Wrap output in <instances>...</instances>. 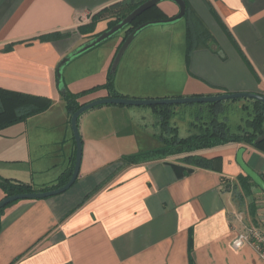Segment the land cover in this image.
I'll use <instances>...</instances> for the list:
<instances>
[{
	"label": "crops",
	"instance_id": "1",
	"mask_svg": "<svg viewBox=\"0 0 264 264\" xmlns=\"http://www.w3.org/2000/svg\"><path fill=\"white\" fill-rule=\"evenodd\" d=\"M122 1L0 0V89L46 98L50 104L63 101L55 68L62 57L88 40L89 35H80L77 27ZM184 2L193 29L187 59L185 21L176 42L181 47L178 63L184 81L156 98L264 96V0ZM171 7L173 16L178 8ZM160 9L168 18L169 11ZM111 19L97 21L93 34L106 30ZM56 32L68 35L56 41L37 39ZM116 47L104 60L105 72ZM106 97L107 92L88 100ZM242 101L227 106V112L237 111V116H228L232 131L243 126L250 109ZM63 104V119L50 122L45 110L0 131V177L36 188L55 184L69 165L73 147ZM113 107H97L80 117L82 159L77 180L68 191L46 199L20 200L4 210L0 264H264L251 244L233 245L246 228L264 232V193L252 185L239 163L264 181V152L237 143L196 153L208 161L207 168L170 157L117 170L122 155L109 159L113 154L104 135L98 134L97 122ZM187 109L179 105L172 109L169 125L179 138L197 135L204 128L206 108L205 113L199 108L193 118L194 108ZM238 110L245 111V117ZM144 111L154 116L150 123L159 132L154 110ZM187 112L190 118L184 125ZM58 128L59 140L54 135ZM154 138L156 134L151 146H164L154 143Z\"/></svg>",
	"mask_w": 264,
	"mask_h": 264
},
{
	"label": "rangeland",
	"instance_id": "2",
	"mask_svg": "<svg viewBox=\"0 0 264 264\" xmlns=\"http://www.w3.org/2000/svg\"><path fill=\"white\" fill-rule=\"evenodd\" d=\"M172 5L175 6L169 1H163L159 4L160 8L164 9L166 12L169 11L167 13L169 16L168 18L172 17L171 10H174V7H171ZM122 11L123 10L120 8H113L109 10L104 17L112 18L111 20L114 21L120 14L125 13L127 10ZM183 25L184 19L173 24L150 26L141 31L125 50L115 72L111 73L113 74L112 87L114 91L127 98L135 97L136 99H146L145 97H148L151 99L152 97L156 98L171 91L173 92V90L179 88L177 85L184 81V77L180 74L179 69L181 67L180 63H178L179 60H181V47L180 44H176V42L182 37ZM121 37H123V31L68 63L63 70V80L65 86H68V88H66L70 92L73 91V93H76L78 91L81 92L96 86L104 85L107 75L110 73V70L109 72H105L103 67L104 60L106 56L114 50L116 42L118 40L120 41ZM117 47L111 58L110 68L116 55L115 52H117ZM107 91L108 90L102 87L97 88L89 91L79 100L86 104L89 101L88 99L104 95ZM205 105L206 104H191L179 106L188 109L194 108L192 110L193 118L200 110L199 108H203V113H205ZM63 108V101H51L49 108L46 110L48 121L51 122V120L57 121L63 119ZM148 108L149 107L116 106L111 109L110 114L98 116V120H101L97 121L100 123L98 128L100 133L98 134L104 135V140L110 145L111 154H113L109 159L119 153V155H129L145 152L149 150L148 147H152L150 149H156L151 146V139L152 135L156 134L158 136L157 133L159 132L157 129L158 127L150 123L154 120V116L144 111L148 110ZM238 111L239 113L243 112L242 117H245V111ZM142 113H146L147 115L142 118ZM228 116H237V111L230 109L229 112H227L226 110L221 118L224 117L225 121L228 123ZM189 118V113H185L183 116L184 125H187L186 121L189 120ZM205 120L206 117L203 121ZM68 125L67 137L71 136L72 133L70 132V124ZM139 125L140 127L138 128ZM230 125L234 127V125ZM130 132L134 135L132 138H128V136L125 135ZM54 135L56 137L55 139H61V129L58 128V133H54ZM153 142L159 144L160 141L154 138Z\"/></svg>",
	"mask_w": 264,
	"mask_h": 264
},
{
	"label": "trees",
	"instance_id": "3",
	"mask_svg": "<svg viewBox=\"0 0 264 264\" xmlns=\"http://www.w3.org/2000/svg\"><path fill=\"white\" fill-rule=\"evenodd\" d=\"M145 1L147 0H124L122 2L115 3L92 15V17L90 18V22L88 24L78 26L76 31L80 35H89L87 36L86 39L93 38L96 35L100 34V33L93 34L96 22L99 21L101 18H103L104 15L107 12H109V10H112L113 8H120L123 11L126 10L127 11L123 14H120L114 21H111L108 24L107 29L115 25L127 13H129L131 10H133L135 7H137L138 5H140ZM189 13L190 12L186 5V11L183 17L185 21V42H186L185 58L186 59L189 56V53L191 52L193 46V43L191 42L192 41L191 34L193 29L192 27L191 28L189 27V24L191 23V19H189ZM165 18H167V16L160 9V7L155 6L147 10L139 17H137L129 26H127L123 30V37H121L117 50L120 47V45L123 43L125 38L140 24L151 20L165 19ZM67 35L68 34H62L56 32V33L40 36L37 39L40 41H56L61 38H65ZM112 75L113 74L108 73L106 78V83L102 86H96V87L97 88L102 87L103 89L108 90L107 92L109 97H124L114 91V88L112 87V81H113ZM96 87L76 93L70 92L65 87L63 92H59L65 103V110L68 115V119H70L71 115L78 108H80L82 105L85 104V102L84 103H82V101L80 102L79 99H81V97H83L89 91L97 89ZM240 100H243L245 103H247L250 109L246 114L247 117L244 120L243 126H238L237 130L233 132L230 130V127L225 121V118L224 117L221 118V117L225 113L227 106L229 104ZM49 106H50V100L46 98L34 97V96L24 95V94L0 89V131L11 125L22 122L23 120H26L29 117L44 112L49 108ZM204 107L206 108V120L202 124L204 126L203 131L197 135L188 136L186 138H179L177 136L176 129L172 128L169 125V120L172 116V109L174 108V106L160 105V106L151 107L156 113L158 120L159 134L157 136V139L160 142H163L164 146L136 154L122 155L118 161L120 165L117 168V170H120L125 166H129L133 164H139L146 161H152V160L164 159L170 157H180V160L184 163L195 165L197 167L207 168L208 161L198 156L196 153L214 147L225 146L229 144H237V143H243L264 152V140L259 143H255V140L259 136L264 135V104L255 100L239 99V100H228L218 103H209L206 104ZM79 119L77 120L78 126H79ZM164 136H168L169 138H165ZM72 146H73L72 154L70 157L69 165L58 176L55 184H52L50 186H45L42 188H36L30 183H25L19 180L0 177V190L3 193L2 198L14 194H25V193L53 190L65 185L71 176L74 166L75 143L73 139H72ZM246 180H250V179L246 176ZM252 185L257 187L255 183H252ZM101 186L102 184L97 186L92 192L88 193L85 196V199L89 198L92 194H94L98 189L101 188ZM244 187L245 190L249 188V186L247 185ZM17 202L18 201L12 202L6 205L5 207H3L2 209H0V221L4 213V210Z\"/></svg>",
	"mask_w": 264,
	"mask_h": 264
},
{
	"label": "water",
	"instance_id": "4",
	"mask_svg": "<svg viewBox=\"0 0 264 264\" xmlns=\"http://www.w3.org/2000/svg\"><path fill=\"white\" fill-rule=\"evenodd\" d=\"M163 1H169L176 5L178 8L177 13L170 17L160 20H151L140 24L136 27L123 41L120 45L119 49L116 52V55L112 61L110 73L115 72L117 65L120 62L121 57L123 56L125 50L128 48L130 43L134 40V38L144 29L154 26V25H165V24H173L183 19L186 11V6L184 0H147L129 13H127L121 20H119L115 25L110 27L109 29L104 30L99 35H96L93 38L88 39L69 53H67L61 60L57 63L55 68V83L58 92H63L65 89V84L63 80V70L64 67L70 63L72 60L80 57L81 55L91 51L95 47L100 44L110 40L112 37L122 32L127 26H129L137 17L146 12L147 10L157 6ZM239 99H248L259 101L264 104V96L259 94H251V93H224L219 95L212 96H192V97H180V98H162V99H136V98H127V97H106L99 98L88 102L78 108L70 117L69 124L72 132V137L75 143V157H74V166L71 173V176L68 182L62 187L43 191V192H33V193H25V194H14L10 196H6L0 200V209L5 207L6 205L20 201V200H38V199H46L54 196L61 195L68 191L77 180L80 164L82 159V138L79 133V128L77 125V120L82 116L85 112L101 107V106H122V107H155L160 105L165 106H175V105H191V104H209V103H218L224 102L228 100H239ZM264 140V135L259 136L255 143H259ZM243 171L247 176L257 185V187L264 193V181L250 171L244 164L239 162Z\"/></svg>",
	"mask_w": 264,
	"mask_h": 264
},
{
	"label": "built area",
	"instance_id": "5",
	"mask_svg": "<svg viewBox=\"0 0 264 264\" xmlns=\"http://www.w3.org/2000/svg\"><path fill=\"white\" fill-rule=\"evenodd\" d=\"M249 243L264 258V232L260 229L249 227L233 242L234 247H240L243 243Z\"/></svg>",
	"mask_w": 264,
	"mask_h": 264
}]
</instances>
